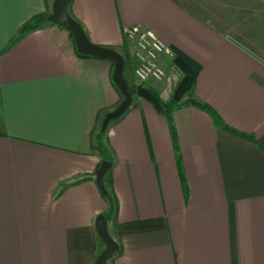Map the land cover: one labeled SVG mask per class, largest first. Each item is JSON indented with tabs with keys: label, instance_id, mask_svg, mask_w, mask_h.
<instances>
[{
	"label": "crops",
	"instance_id": "1",
	"mask_svg": "<svg viewBox=\"0 0 264 264\" xmlns=\"http://www.w3.org/2000/svg\"><path fill=\"white\" fill-rule=\"evenodd\" d=\"M53 1L0 0V264H95L104 161L119 246L107 264H264V0H71L88 40L127 58V80L123 31L140 26L175 53L165 81L140 87L238 133L188 105L171 115L175 143L138 97L100 139L120 102L112 62L79 57L66 29L13 42Z\"/></svg>",
	"mask_w": 264,
	"mask_h": 264
},
{
	"label": "water",
	"instance_id": "2",
	"mask_svg": "<svg viewBox=\"0 0 264 264\" xmlns=\"http://www.w3.org/2000/svg\"><path fill=\"white\" fill-rule=\"evenodd\" d=\"M70 3L71 0H54L52 12L46 18V22L53 23L66 29L72 35L75 48L79 54L111 61L114 65L112 81L124 96V101L104 117L101 125V132L104 133L111 123L117 121L126 113L134 101V97L128 91L127 81L124 76L125 61L123 56L116 50L94 45L88 40L82 26L68 13ZM136 96L149 102L156 111H161V106L157 98L147 89L138 87ZM110 167L111 163L109 161H104L97 170L96 183L100 189L104 187V176ZM95 227L98 237L105 246V249L98 256L95 264H107L109 260L117 256L119 246L109 234L108 221L104 215L97 217Z\"/></svg>",
	"mask_w": 264,
	"mask_h": 264
},
{
	"label": "built area",
	"instance_id": "3",
	"mask_svg": "<svg viewBox=\"0 0 264 264\" xmlns=\"http://www.w3.org/2000/svg\"><path fill=\"white\" fill-rule=\"evenodd\" d=\"M123 35L126 42L133 47L135 85L165 81L168 74L161 61L164 58L173 60L174 51L153 32L140 26L126 27Z\"/></svg>",
	"mask_w": 264,
	"mask_h": 264
},
{
	"label": "trees",
	"instance_id": "4",
	"mask_svg": "<svg viewBox=\"0 0 264 264\" xmlns=\"http://www.w3.org/2000/svg\"><path fill=\"white\" fill-rule=\"evenodd\" d=\"M49 16V13L46 12V13H43V14H40V15H36L34 17H32L28 22H26L19 30L16 38L13 40V42L15 41H18L20 40L22 37H24L26 34L32 32V31H35V30H38L41 28V26L46 22V18ZM74 19V18H73ZM75 20V19H74ZM71 38H72V35L70 34ZM73 39V38H72ZM12 42V43H13ZM76 50V48H75ZM76 53L79 57H82V58H87L89 56H84V55H81L77 52L76 50ZM124 61H125V67H124V71L126 69V66H127V58H124ZM114 68V65L112 63V70ZM125 76V75H124ZM126 79V77H125ZM127 85H128V91L132 94V96L134 97V99L137 98L136 96V90L138 87L140 86H137L135 85L133 82L127 80ZM112 84L114 86V88L116 89V91L118 92V95L120 97V102H119V105L124 101V96L120 93V91L118 90V88L114 85L113 81H112ZM150 93H152L158 100L160 106H161V113L165 116V118L168 120V124H169V127H170V131H171V135H172V138H173V141L175 143L176 141V138H175V130H174V126H173V123H172V119H171V115L172 113L178 109V108H182L184 106H188V105H192L206 113H208L210 116H212V118H214V121H215V124L222 130L224 131H227L229 133H234V134H238L236 133L234 130H232L231 128H229L226 124H224V122H222L220 119H218L216 117V115L213 113V111L210 109V107H208L207 105L205 104H202L201 102H198V101H195V100H190V101H186V102H183V103H179V104H176V103H169V104H164L160 101L159 97L157 94H155L153 91L151 90H148ZM107 115V113H105L104 116H102L100 119H99V123H100V126L102 125V122H103V119L104 117ZM119 120V119H118ZM117 120V121H118ZM115 121V122H117ZM114 123V122H113ZM108 129V128H107ZM107 130L102 133L101 132V128H100V131H99V137L100 139L102 140L104 135L106 134ZM101 166V165H100ZM100 166L98 167V169L100 168ZM97 169V170H98ZM97 173V171H96ZM108 179V174H106L104 176V187L102 189H100V192L102 194V197L103 199L105 200V202L107 203L108 205V208L107 210L105 211L104 213V216L106 217L107 221H110L111 219H113L115 217V213H116V201H115V198H114V194H113V191L111 190L110 186H109V183L107 181Z\"/></svg>",
	"mask_w": 264,
	"mask_h": 264
},
{
	"label": "rangeland",
	"instance_id": "5",
	"mask_svg": "<svg viewBox=\"0 0 264 264\" xmlns=\"http://www.w3.org/2000/svg\"><path fill=\"white\" fill-rule=\"evenodd\" d=\"M54 2V1H53ZM127 69V68H126ZM126 69H125V73H126V76H127V71H126ZM129 80V79H128ZM131 81V80H130ZM95 144V143H94Z\"/></svg>",
	"mask_w": 264,
	"mask_h": 264
}]
</instances>
